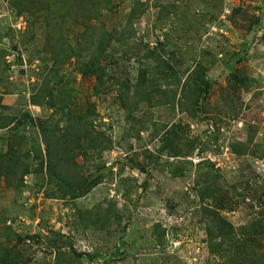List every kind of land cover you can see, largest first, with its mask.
Here are the masks:
<instances>
[{
    "label": "rangeland",
    "instance_id": "1",
    "mask_svg": "<svg viewBox=\"0 0 264 264\" xmlns=\"http://www.w3.org/2000/svg\"><path fill=\"white\" fill-rule=\"evenodd\" d=\"M0 264H264V0H0Z\"/></svg>",
    "mask_w": 264,
    "mask_h": 264
},
{
    "label": "trees",
    "instance_id": "2",
    "mask_svg": "<svg viewBox=\"0 0 264 264\" xmlns=\"http://www.w3.org/2000/svg\"><path fill=\"white\" fill-rule=\"evenodd\" d=\"M147 75H148V73H147ZM147 75H146V72H141L140 79L143 80V82H144V80H147V79H146V78H147ZM198 81H199V85H200V92H201V94H202V93H204L207 84L205 83V79H204V77H202V76L198 78ZM143 82H142V83H143ZM201 89H202L203 91H201ZM248 261H249V260H248Z\"/></svg>",
    "mask_w": 264,
    "mask_h": 264
},
{
    "label": "water",
    "instance_id": "3",
    "mask_svg": "<svg viewBox=\"0 0 264 264\" xmlns=\"http://www.w3.org/2000/svg\"><path fill=\"white\" fill-rule=\"evenodd\" d=\"M106 170H110V168H106V169H104L103 171H106Z\"/></svg>",
    "mask_w": 264,
    "mask_h": 264
}]
</instances>
